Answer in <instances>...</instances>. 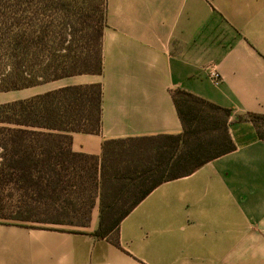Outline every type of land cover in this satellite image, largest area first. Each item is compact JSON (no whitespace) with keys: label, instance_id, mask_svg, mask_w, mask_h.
<instances>
[{"label":"crops","instance_id":"0c3cea01","mask_svg":"<svg viewBox=\"0 0 264 264\" xmlns=\"http://www.w3.org/2000/svg\"><path fill=\"white\" fill-rule=\"evenodd\" d=\"M103 66L22 98L102 84L101 132L74 133L75 152L183 134L177 90L231 109L236 149L154 189L122 221L118 245L94 235L96 208L85 228L0 222V264H264V140L240 121L264 115V0H107ZM11 95L1 103L22 100Z\"/></svg>","mask_w":264,"mask_h":264},{"label":"trees","instance_id":"16d2710c","mask_svg":"<svg viewBox=\"0 0 264 264\" xmlns=\"http://www.w3.org/2000/svg\"><path fill=\"white\" fill-rule=\"evenodd\" d=\"M107 0H0V93L103 73ZM181 135L106 141L73 150V134L102 129V84L67 86L0 104V222L85 228L119 244L122 221L158 186L236 149L232 110L174 93ZM248 120L264 140V115ZM114 213H117L116 215Z\"/></svg>","mask_w":264,"mask_h":264},{"label":"rangeland","instance_id":"374dc122","mask_svg":"<svg viewBox=\"0 0 264 264\" xmlns=\"http://www.w3.org/2000/svg\"><path fill=\"white\" fill-rule=\"evenodd\" d=\"M29 94H31V89L17 91V92H14L13 95H11V94H8V95H6V94H0V103L9 100L10 99L9 95L14 96L17 99H22V98L28 96ZM95 208H96V211H99V213H94V215H98V214L100 215V201L97 202V205H96ZM114 214L116 215L117 213H114ZM30 225H35V226H51V225H41V224H30ZM76 228H78V227H76Z\"/></svg>","mask_w":264,"mask_h":264},{"label":"built area","instance_id":"2783aa9c","mask_svg":"<svg viewBox=\"0 0 264 264\" xmlns=\"http://www.w3.org/2000/svg\"><path fill=\"white\" fill-rule=\"evenodd\" d=\"M212 77H213V79H214V81H215L216 83H219V82L222 81L221 74L218 73L217 71L214 72V73L212 74Z\"/></svg>","mask_w":264,"mask_h":264}]
</instances>
